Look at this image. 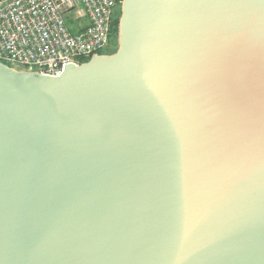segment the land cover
<instances>
[{
	"label": "water",
	"instance_id": "water-1",
	"mask_svg": "<svg viewBox=\"0 0 264 264\" xmlns=\"http://www.w3.org/2000/svg\"><path fill=\"white\" fill-rule=\"evenodd\" d=\"M126 1L113 55L0 63V264H264V0Z\"/></svg>",
	"mask_w": 264,
	"mask_h": 264
},
{
	"label": "built area",
	"instance_id": "built-area-1",
	"mask_svg": "<svg viewBox=\"0 0 264 264\" xmlns=\"http://www.w3.org/2000/svg\"><path fill=\"white\" fill-rule=\"evenodd\" d=\"M118 0H0V63L60 77L111 45Z\"/></svg>",
	"mask_w": 264,
	"mask_h": 264
},
{
	"label": "trees",
	"instance_id": "trees-1",
	"mask_svg": "<svg viewBox=\"0 0 264 264\" xmlns=\"http://www.w3.org/2000/svg\"><path fill=\"white\" fill-rule=\"evenodd\" d=\"M122 2L123 0H118V8L115 12V16H114V19H113V25H112V40L113 42H115L118 37H119V25H120V19H121V5H122ZM117 51V50H116ZM116 51L110 53V54H114ZM101 54H103V52H101ZM21 70V69H19ZM21 71H25V70H21Z\"/></svg>",
	"mask_w": 264,
	"mask_h": 264
},
{
	"label": "rangeland",
	"instance_id": "rangeland-1",
	"mask_svg": "<svg viewBox=\"0 0 264 264\" xmlns=\"http://www.w3.org/2000/svg\"><path fill=\"white\" fill-rule=\"evenodd\" d=\"M119 47H120V46H119L118 39H117L115 42L111 41V45L109 46V48L106 49V50L103 52V54H101V55H106V56H108V55H109V56H110V55H113V54H110V53H112V52H114V51H116V50L119 51ZM111 51H112V52H111ZM117 51H116V52H117ZM116 52H115V53H116ZM115 53H114V54H115ZM16 70H17V71H21L22 69H21V70L16 69ZM25 72H28V71H25ZM28 73L31 74L32 72H28ZM22 74H23V73H22ZM22 74H20V75H22ZM27 78H31L30 75H27Z\"/></svg>",
	"mask_w": 264,
	"mask_h": 264
},
{
	"label": "bare ground",
	"instance_id": "bare-ground-1",
	"mask_svg": "<svg viewBox=\"0 0 264 264\" xmlns=\"http://www.w3.org/2000/svg\"><path fill=\"white\" fill-rule=\"evenodd\" d=\"M127 3H128V0L126 1V6H127ZM124 23H125V21H124ZM2 70L8 71V70H6L5 68H2ZM13 75H15V76H17V77H20V78H25V79H27V75H28V74L23 73L22 75H20V74L14 72Z\"/></svg>",
	"mask_w": 264,
	"mask_h": 264
}]
</instances>
